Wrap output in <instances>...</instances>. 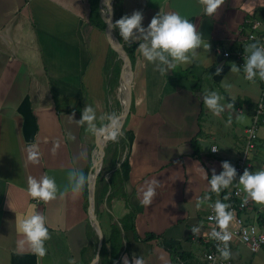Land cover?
I'll list each match as a JSON object with an SVG mask.
<instances>
[{
  "label": "crops",
  "instance_id": "1",
  "mask_svg": "<svg viewBox=\"0 0 264 264\" xmlns=\"http://www.w3.org/2000/svg\"><path fill=\"white\" fill-rule=\"evenodd\" d=\"M102 4L100 0L98 15L93 18L92 0H0V264H91L96 252L90 188L87 196L82 189L73 193L70 174L83 173L88 179L103 151L104 136L76 122L84 106L95 110L97 127L108 124V117L118 110V101L122 107L117 86L123 60L118 53L112 54L103 27L96 26L101 18L105 22L102 8L107 6ZM120 10L122 16L141 11L145 28L159 12H176L196 25L210 44L206 55L201 53L192 64L180 65L165 75L154 70L138 46L135 50L133 105L123 133L115 141L119 149L115 166L109 169L111 141L104 161L112 174L121 169L129 203L137 212L138 235L151 233L161 238L145 244L136 241L133 232L123 231L120 259L127 256L132 264L135 255L142 256L145 264H205L208 229L211 231L208 205L225 200L221 192H209L204 171L210 179L213 170L215 174L222 171L224 160L239 159L230 157L245 141L262 89L258 78L251 82L242 70L230 71L233 63L238 66L234 58L219 56L223 50L244 51L249 44V21H260L264 33V0H225L213 17L203 15L197 0H120ZM115 36L118 38L116 32ZM217 67L222 68L219 75H215ZM210 91L225 96L220 101L225 111L219 116L203 104V94ZM227 102L234 108L227 107ZM122 139L125 145H121ZM195 141L200 143L198 153ZM32 144L39 152L34 162L26 151ZM214 145L217 152L211 151ZM256 149L260 150L258 157L264 158V126L259 129ZM250 164L253 172L264 169L257 160ZM43 175L54 178L59 192L65 194L58 192L57 199L48 203L33 200L26 191L28 178ZM156 179L157 196L151 205L142 206L141 189ZM231 189L232 185L227 194ZM205 196L211 199L197 206ZM251 209L253 218L264 206L253 203ZM34 211L46 217L51 236L45 242L43 258L17 247L21 237L16 222ZM106 211L118 221L129 208L125 200L112 199L111 207L107 205L101 215L103 235L111 231L103 228ZM95 213H99L96 207ZM194 226L200 231L193 233ZM174 246H179L177 253H188L191 258L180 261L174 257L168 251ZM242 247L252 253L232 239L230 250L242 253Z\"/></svg>",
  "mask_w": 264,
  "mask_h": 264
},
{
  "label": "clouds",
  "instance_id": "2",
  "mask_svg": "<svg viewBox=\"0 0 264 264\" xmlns=\"http://www.w3.org/2000/svg\"><path fill=\"white\" fill-rule=\"evenodd\" d=\"M197 2L202 6L204 16L213 17L225 0H197ZM105 4L107 7L103 11L110 15V0H105ZM143 18L141 11H133L131 15H124L114 23L110 19H105V21L110 29L119 30V36L124 42L136 43L142 57L151 63L154 70L161 75L167 74L180 65L188 66L198 59L201 53L206 55L210 51V44L204 39L197 26L176 12H159L151 18L146 28L142 27ZM198 49H203V52L197 51ZM244 53L243 65L238 67L233 63L230 71L239 73L242 70L246 80L255 82L258 78L264 82V46H260L258 42L249 43L244 48ZM208 61L211 66V61L209 59ZM221 71L222 68L217 67L215 75H219ZM228 87L230 85L225 84V88ZM222 99L225 100V96H221L216 91L203 94V104L216 116L225 111V105L220 103ZM227 107L234 108L233 104L228 102ZM96 119L93 107L84 106L81 117L76 122L81 126H87V129L97 136H104L113 142L117 141L120 135L118 117L109 116V123L102 127H97ZM231 122V118H229L228 123L231 124ZM179 150L184 151L183 147ZM218 150L216 147L211 148L212 152ZM26 151L30 161L37 160L39 152L36 145H29ZM221 168L222 171L219 174H215V170H213L210 179L203 169L204 178L208 181L209 192L219 194L237 182L244 194L242 207L249 201L264 206V169L253 172L246 168L237 178L236 169L230 162L223 161ZM70 179L71 191L78 193L85 181L83 173L74 171L70 174ZM27 183L26 191L33 200L48 203L57 199L59 189L54 178L48 175H43L39 179L29 177ZM157 187H159L157 179L146 182V186L140 191L139 203L142 206L148 207L153 203L157 196ZM59 194L64 195L65 193L59 192ZM210 199V196H205L203 200L198 201L197 206ZM224 199L227 200L228 197L225 196ZM208 207L213 212L208 220L215 222L209 233V238L217 242L216 247L220 257L223 260H230L233 258V253L229 248V242L233 237L228 229L235 220V212L230 210L229 203L219 199L215 203L209 204ZM16 230L21 237L17 242V247L21 252L28 251L38 258L46 256L45 242L51 239V236L46 226V217L42 213L34 211L19 218L16 222ZM191 231L197 233L200 228L194 226ZM96 256L100 257L98 254ZM70 264H75V261H70ZM122 264H129L127 256L122 258ZM132 264H145V261L142 256L137 258L133 255Z\"/></svg>",
  "mask_w": 264,
  "mask_h": 264
},
{
  "label": "built area",
  "instance_id": "3",
  "mask_svg": "<svg viewBox=\"0 0 264 264\" xmlns=\"http://www.w3.org/2000/svg\"><path fill=\"white\" fill-rule=\"evenodd\" d=\"M248 24L250 26V33L248 34L247 42H258L260 46H264V33L261 31L262 23L258 20H254L249 21ZM223 56L227 59L234 58L237 61L238 66H242L245 53L244 51L230 52L227 50H223ZM263 126L264 82H262L261 98L258 105L256 106L255 113L252 118V123L245 130V152L238 159L237 164L235 165L237 178L243 173L246 168L250 171L252 165L248 161V153L251 150L255 149L259 129ZM212 147L217 148L216 145ZM93 176V171H91L90 174H88L87 179L88 188H91ZM243 195L244 194L238 183L234 182L232 189L227 194L228 199L225 200V203H229L231 205L230 210H234L235 212V220L232 224L229 225L228 230L232 233V239H236L238 243L248 246L253 254H257L261 251H264V211L256 212L255 216L252 218L250 214L251 212H253V210L251 209L253 202L249 201L242 207L241 204ZM210 215H213L212 209L208 213V217ZM208 225L212 230L215 222L208 220ZM231 242L232 240L229 242V248ZM206 243H208L209 247L208 250H206V254L204 255L205 264H233L231 259L223 260L220 257L219 252L217 251L216 241L210 239L208 236V239H206ZM209 257H212V259H209Z\"/></svg>",
  "mask_w": 264,
  "mask_h": 264
},
{
  "label": "trees",
  "instance_id": "4",
  "mask_svg": "<svg viewBox=\"0 0 264 264\" xmlns=\"http://www.w3.org/2000/svg\"><path fill=\"white\" fill-rule=\"evenodd\" d=\"M99 2H100V0H92V7H93V14H94L93 18H95L98 15ZM115 6H116V11H115L114 22L122 17L121 10H120V0L115 1ZM99 21L100 22L97 23L96 26H98V28L102 29L104 22H103L102 18L99 19ZM115 32L118 36V39L120 41H123L119 36V30L115 29ZM137 46H138L137 44H127V48L129 50L133 66L135 63V50H136ZM111 52L114 56H118L116 52H114V51H111ZM109 69H110V64L107 65V70H109ZM117 72L119 73V67H118V70L115 69L114 73L117 74ZM131 76H132V74H131ZM115 79L117 80V76L115 77ZM126 103H127V100H126ZM117 108H118V112H121V106L119 104V101L117 104ZM123 111H124V108H123ZM199 144L200 143L197 141H195L193 143L195 153L199 152V150H198ZM121 145H125L124 139L121 140ZM108 149H109V152L113 151V157L110 161V166H109V169H110V168H113L116 164V157H117V154L119 152V149H118L117 143L113 142V141H111L109 143ZM224 161L230 162V164L235 167L238 160L237 161L224 160ZM250 171H252V167H251ZM84 177H85V181H84L82 190H83L84 196H87V194H88V189H87L88 182H87V176L85 175ZM210 178H211V176H210ZM111 183H112V190L109 194L108 206L111 207L112 199L120 198V199L125 200L128 208H129V212L126 214V216L123 219L118 220V221H115L113 216L110 215L112 217L111 218V221H112L111 231L109 234L104 235V240H103L104 247H103V250L100 254L99 264H122L120 257L122 255V253L124 252V240H125V238H123V235H122L123 231L133 232L134 233V239L138 242L145 243V244H150L151 241L158 240L159 238H161V236H157V235H154L151 233H147L143 237H140L138 235V233L136 231V224H135L137 212L129 203L130 202L129 195H128L127 190L125 188V180H124V177L122 175L120 168H117L115 170V172L112 174ZM232 186H233V184H232ZM107 190H108V182L105 179V176L103 175V173L100 172L98 175V178H97L96 195H95L96 212H99L100 207L104 203V200H105V197L107 194ZM225 196H227V189H224L221 191L222 200H225L224 199ZM178 249H179V246H174V247L168 249V251L172 255H174V257L177 256V258L180 261H185L186 259H188V257L191 258V255L188 253H183V252L177 253Z\"/></svg>",
  "mask_w": 264,
  "mask_h": 264
},
{
  "label": "water",
  "instance_id": "5",
  "mask_svg": "<svg viewBox=\"0 0 264 264\" xmlns=\"http://www.w3.org/2000/svg\"><path fill=\"white\" fill-rule=\"evenodd\" d=\"M103 2V0H102ZM104 5V4H103ZM110 8H111V14L107 15V17L105 19H110L111 22L114 23V17H115V2L114 0H110ZM107 25V26H106ZM103 29L106 33V36H107V39H108V42L111 46V48L116 52L118 53L121 57H122V60H123V67H122V70H121V74H120V80H121V86H122V80H123V77H122V72L128 68V70L131 72V74L134 76L135 72H134V68L132 66V61H131V57H130V53H129V50L127 48V45L120 41L114 34L113 32V29H110L108 24L106 23V21L104 22V25H103ZM110 31V33H109ZM113 43H116L118 45V48H116L114 46ZM224 56H223V52L220 54L219 58L222 59ZM121 89V87H120ZM133 92H132V86L129 87V91H128V101L127 103L125 104V106L122 104V107L124 108V111L118 116V120L120 121L119 123V130H120V135L122 134V128L130 114V111H131V108H132V105H133ZM104 142H103V148H102V153L100 155V159H99V163L97 164L96 162L93 164L94 167H95V170L93 172V180H92V183H91V188H90V192H91V207H93L92 209V225L94 227V230H95V233H96V238H97V248H96V252L95 254L93 255L92 257V262L91 264L94 262V264H99L100 262V257L97 258V254L100 256L102 250H103V240H104V235H103V231H102V228H101V215H102V212L103 210H105L107 208V205H108V198H109V194L112 190V183H111V174H112V170H108L105 172L104 176H105V179L107 180L108 182V190H107V194H106V197H105V200H104V203L101 207V209L99 210V213L96 214L95 213V195H96V184H97V178H98V175L99 173L101 172V169H102V163L104 161V157L107 153V142H108V139H106L104 137Z\"/></svg>",
  "mask_w": 264,
  "mask_h": 264
},
{
  "label": "rangeland",
  "instance_id": "6",
  "mask_svg": "<svg viewBox=\"0 0 264 264\" xmlns=\"http://www.w3.org/2000/svg\"><path fill=\"white\" fill-rule=\"evenodd\" d=\"M104 2H105V0H104ZM101 4H102V0H101ZM102 9H105V8L103 7ZM106 14H107V12L102 10V16L104 18L106 17ZM113 32H114V30H113ZM114 34H115V32H114ZM123 81L124 82L127 81V78H125V77L123 78L122 84H123ZM120 87L121 86H120V83H119L118 86H117V92H118V94L120 93L119 97L121 99V103L123 104L124 95L121 93ZM215 90H216V88H215ZM122 111H123V107H121V112ZM121 112H118V110H117V112H116V114H114V116L118 117ZM118 122H119V120H118ZM108 123H109V120H108ZM125 126L126 125L124 124V126L122 128V131H121L122 133H123V130H124ZM110 141L111 140H108V142H110ZM245 144H246V142L243 141V140L239 143L238 148L235 150V153L232 155V157H230L232 160H237L238 158H240L244 154V152H245ZM257 152H260V150L259 149L251 150L248 153V161L249 162H253V161L257 160L260 163H262V165H264V158H261V157L259 158ZM105 165H106L105 161H103L102 169H101V172L103 173V175L105 174V172L107 171V168H108V165H106V166ZM96 186H97V184H96ZM111 218L112 217L107 212L104 214L103 228L106 229V231H108V232L111 230ZM209 232H210V230L208 229V233ZM231 252L233 253V260H234L235 264H249L251 261H253L254 264H264V252L257 253V255H253L252 253L249 254L250 252L245 247L241 248V252L242 253H239V252H237V251H235L233 249H231Z\"/></svg>",
  "mask_w": 264,
  "mask_h": 264
},
{
  "label": "bare ground",
  "instance_id": "7",
  "mask_svg": "<svg viewBox=\"0 0 264 264\" xmlns=\"http://www.w3.org/2000/svg\"><path fill=\"white\" fill-rule=\"evenodd\" d=\"M103 4H104V6H105V2H104V0H103ZM105 7H106V6H105ZM108 14H109V13L107 12L106 17H107ZM109 33H110V31H109ZM113 44H114V46H115L116 48H118V45H117L116 43H113ZM125 75H126V78H127L126 84L124 85V81H123V84H122V86H121V93L124 95V100H123V105H124V106H125V104H126V101H125L126 93H127L128 89H129V87L131 86V83H132L131 72L128 70V68H126V69L123 71V73H122V77L124 78ZM123 86H124V87H123ZM119 92H120V91H119ZM117 93H118V92H117ZM119 94H120V93H119ZM119 123H120V121H119ZM103 138H104V137H103ZM98 152H99V151H98ZM96 162H97V164L99 163V158H97Z\"/></svg>",
  "mask_w": 264,
  "mask_h": 264
}]
</instances>
